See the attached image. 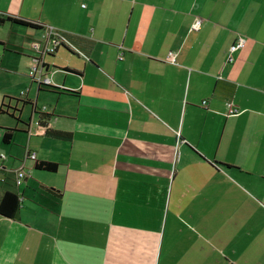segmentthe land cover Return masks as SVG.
Segmentation results:
<instances>
[{"label":"crops","instance_id":"obj_1","mask_svg":"<svg viewBox=\"0 0 264 264\" xmlns=\"http://www.w3.org/2000/svg\"><path fill=\"white\" fill-rule=\"evenodd\" d=\"M7 15L43 25H0L24 75L46 28L64 45L44 58L53 85L0 106L16 120L0 197L21 200L0 214V264H264V0H0Z\"/></svg>","mask_w":264,"mask_h":264},{"label":"rangeland","instance_id":"obj_2","mask_svg":"<svg viewBox=\"0 0 264 264\" xmlns=\"http://www.w3.org/2000/svg\"><path fill=\"white\" fill-rule=\"evenodd\" d=\"M0 32H2L3 37L9 38L10 42H13L17 36L16 30L11 29L9 24H7V26L1 27ZM29 40L30 38H28V41ZM0 51L2 54V57L0 59L2 65V67H0V106L2 105L3 101L5 102L6 105V103H8L9 100H11V107L15 109L13 105L15 99L19 96L24 97V95L23 94L21 95L20 92L22 90H27L29 87H32V81H28L31 80V78L29 76L24 75L23 73V70H25L24 68L28 60L22 54H16V53L14 54L9 50H2L1 47H0ZM25 71H28V69ZM26 80L27 82H25ZM12 108H10V110H12ZM30 109H31L30 106L26 105L24 110L22 111L21 116L26 121L29 120L31 121L32 115L30 113ZM15 114H16L15 116H17L19 112L16 111ZM34 116L35 115H33V118ZM0 122H7L9 124H13L16 122V120L10 114L4 113L0 115ZM24 134L25 132L17 131L15 134V139H17L18 142H22V140L24 139ZM1 145L3 146L5 145L6 147H4L5 149H0V152H3L5 155H7L8 160L9 159L15 160L14 157L15 155L10 151L6 150L9 149L10 146L8 144L3 143L1 130H0V146ZM23 146L24 144L21 143L20 147L23 148ZM20 150L21 148H17V151ZM19 156L20 155H17L18 158H21Z\"/></svg>","mask_w":264,"mask_h":264},{"label":"built area","instance_id":"obj_3","mask_svg":"<svg viewBox=\"0 0 264 264\" xmlns=\"http://www.w3.org/2000/svg\"><path fill=\"white\" fill-rule=\"evenodd\" d=\"M202 22V18H196L193 28L198 29ZM64 37L56 30L52 28H46L42 37L38 39H34L32 41V49L35 52V65L30 69L29 75L31 78L37 82L39 85H53V81L50 75L47 73V68L45 64V56L48 54H52L56 51L57 47L63 42ZM244 39L240 37L238 41L231 46V50H235L244 45ZM84 56H87L83 54ZM1 57V54H0ZM123 55H120L122 58ZM176 59V54L172 51L169 53L167 60L174 62ZM231 59V58H230ZM206 102V101H204ZM228 113L235 114L239 112V109L234 106L232 102L228 104ZM7 159V155L3 152H0V172L2 169H5L4 162ZM27 159L36 160L37 153L35 151H28ZM14 172V182L17 185H21L23 181L28 178L29 171L25 167L24 164L20 165L19 167L11 169Z\"/></svg>","mask_w":264,"mask_h":264},{"label":"trees","instance_id":"obj_4","mask_svg":"<svg viewBox=\"0 0 264 264\" xmlns=\"http://www.w3.org/2000/svg\"><path fill=\"white\" fill-rule=\"evenodd\" d=\"M5 21L18 23V24L33 27V28H41L43 26L40 23L33 22L27 19H23L17 16H12V15L0 16V25L3 24ZM60 45H64V43L62 42ZM0 112H3V109H0ZM39 124L42 126H46L45 134L49 136L61 138V139H70L72 136L71 132L69 131L58 130V129L47 127L46 123L42 119L39 120ZM14 131H15V128H12V127L5 128L3 131V135H2V141L4 143H10L13 140ZM35 167L38 169L47 170V171H56L58 169V163L52 162V161L36 160ZM47 190H49L50 192L54 194L59 193V191L55 189L54 187H47ZM20 201H21L20 197L17 193L12 192V191L4 192V194L0 197V214L4 216H8V217H14L20 207Z\"/></svg>","mask_w":264,"mask_h":264}]
</instances>
